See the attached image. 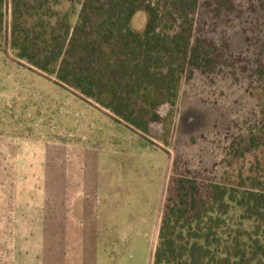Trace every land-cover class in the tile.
<instances>
[{"label": "trees", "instance_id": "1", "mask_svg": "<svg viewBox=\"0 0 264 264\" xmlns=\"http://www.w3.org/2000/svg\"><path fill=\"white\" fill-rule=\"evenodd\" d=\"M237 1L0 0V51L148 140L194 72L242 81L264 103V0ZM256 119L242 135L225 128L231 174L215 176L224 160L197 172L173 161L151 264H264V111Z\"/></svg>", "mask_w": 264, "mask_h": 264}, {"label": "rangeland", "instance_id": "2", "mask_svg": "<svg viewBox=\"0 0 264 264\" xmlns=\"http://www.w3.org/2000/svg\"><path fill=\"white\" fill-rule=\"evenodd\" d=\"M145 22L139 12L132 27ZM228 32L232 50L244 49ZM244 84L194 72L146 140L0 51V264H151L173 161L235 170L229 127L242 135L264 111Z\"/></svg>", "mask_w": 264, "mask_h": 264}]
</instances>
